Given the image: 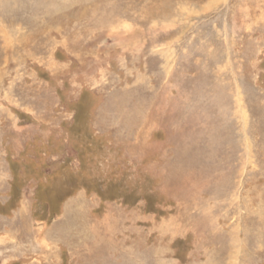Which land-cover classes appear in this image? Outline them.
<instances>
[{
    "label": "rangeland",
    "instance_id": "374dc122",
    "mask_svg": "<svg viewBox=\"0 0 264 264\" xmlns=\"http://www.w3.org/2000/svg\"><path fill=\"white\" fill-rule=\"evenodd\" d=\"M0 264H264V0H0Z\"/></svg>",
    "mask_w": 264,
    "mask_h": 264
}]
</instances>
